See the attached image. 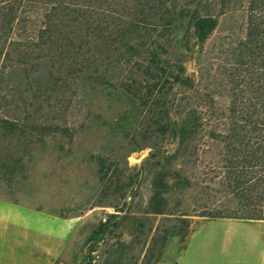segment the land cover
<instances>
[{"label": "rangeland", "instance_id": "obj_1", "mask_svg": "<svg viewBox=\"0 0 264 264\" xmlns=\"http://www.w3.org/2000/svg\"><path fill=\"white\" fill-rule=\"evenodd\" d=\"M249 2L167 0L158 10L167 13L166 20L148 18L134 34V49L93 42L76 58L30 61L31 90L15 96L10 108H0V118L21 125L14 132L0 128V209L6 208L7 216L21 211L32 223L45 220L46 264H159L164 232L180 227L182 218L189 221L190 234L181 242L180 264L263 263L264 220L199 215L222 209L228 199L220 192L225 147L209 132L222 133L229 126L234 50L247 34ZM195 14L219 19L204 44L193 36ZM156 61L166 67V75L184 68L194 86L176 84L166 99L155 94L147 104L129 95L125 85L157 80ZM15 64L5 61L3 67L8 72ZM9 76L10 85L18 81ZM160 96L169 109V117L162 118L165 125L191 105L207 116L196 153L175 164L185 168L192 186L171 190L167 196L174 214L164 215L145 213L155 170L143 167L153 151L171 153L176 142L156 123L160 118L152 103ZM101 160L110 166L108 178L119 176L120 184L130 185L126 198L106 193ZM114 205L124 208L121 215L129 211L122 228L98 243L87 242L116 212ZM91 247L96 250L89 256Z\"/></svg>", "mask_w": 264, "mask_h": 264}, {"label": "trees", "instance_id": "obj_2", "mask_svg": "<svg viewBox=\"0 0 264 264\" xmlns=\"http://www.w3.org/2000/svg\"><path fill=\"white\" fill-rule=\"evenodd\" d=\"M166 2L167 0H0V61H3L2 66L0 65V108H10L15 104V96H22L28 89L31 90L28 87L33 70L30 61L68 60L72 56L76 58L80 54L79 50L93 42L100 47L117 43L134 49L131 41L137 38L134 36L136 31L146 24L148 18L160 15L158 10L166 7ZM166 15L163 12L160 16L166 20ZM190 25L197 42L204 44L217 29L219 19L214 15L195 14L191 17ZM234 56L236 71L231 74L229 126L222 133L214 129L209 132L212 139L221 141L225 147L220 192L228 199L222 209H206L199 215L264 220V0H250L247 34L235 48ZM5 61H16V66L7 72L6 66L3 67ZM159 63L161 62L156 61L154 65L157 80L141 86L127 84L124 86L125 91L147 104L155 94L166 99L167 93L176 84L188 88L194 86L192 79L183 75L184 68L177 73L168 72V77L166 67ZM9 75L18 81L15 80V84L10 85ZM10 86L14 87L10 89ZM158 99L152 104L158 110L160 120L156 123L160 125L159 131H171L176 142L171 153L153 151L143 163V167L155 170L153 193L145 213L164 215L174 214L170 212L167 196L171 190L192 186L185 168L175 164L183 157L194 156L196 142L205 130L207 116L204 111L191 105L185 110L176 111L170 124L165 125L162 118L169 117V109L166 107V100L161 99V96ZM14 120L0 118V128L8 132L21 130L20 123ZM100 162L106 193L119 192L126 198L128 193L125 189L130 185L120 184L119 176L115 181L113 177L108 178L110 166L105 160ZM114 206L116 212L110 213L106 220L100 222L87 242L98 243L105 239L106 234L122 228L129 211L121 215L124 208ZM112 219L116 221L111 223ZM181 221L180 227L165 230L160 257H163L171 238L178 237L181 242H185L189 236V221L185 218ZM95 250V247H91L89 256Z\"/></svg>", "mask_w": 264, "mask_h": 264}, {"label": "crops", "instance_id": "obj_3", "mask_svg": "<svg viewBox=\"0 0 264 264\" xmlns=\"http://www.w3.org/2000/svg\"><path fill=\"white\" fill-rule=\"evenodd\" d=\"M37 223L24 218L22 212L7 216L6 208L0 209V264H46V226L42 229L41 220ZM37 224V225H36ZM33 230V234H31ZM181 241L171 238L159 264H180L183 258ZM174 259H173V258ZM264 260V250L262 251ZM264 264V261H262Z\"/></svg>", "mask_w": 264, "mask_h": 264}]
</instances>
